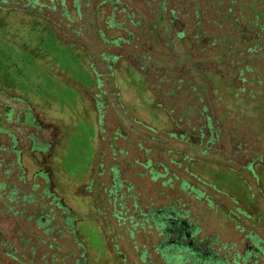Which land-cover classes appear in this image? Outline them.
I'll list each match as a JSON object with an SVG mask.
<instances>
[{"label": "rangeland", "instance_id": "rangeland-1", "mask_svg": "<svg viewBox=\"0 0 264 264\" xmlns=\"http://www.w3.org/2000/svg\"><path fill=\"white\" fill-rule=\"evenodd\" d=\"M210 1L204 0L207 3ZM245 1L248 2V9L253 10L255 25L261 29V34H264L263 16L257 11L258 9L264 12V0ZM229 3H233V0ZM137 6H141L140 0ZM201 6H204L203 2H201ZM208 6L210 7L208 12L206 10L204 12L212 20L211 5L208 3ZM241 12L240 17L244 19L247 12L246 14ZM46 16L56 23H65V17L55 11L48 12L46 10ZM146 16L152 17V15ZM17 17V19L10 20L8 18L7 38H0V73L8 77L6 87L7 89L11 88L12 93L23 98L27 94L29 96V98L26 97V100L35 120L30 124H23L24 117L21 115L22 124L19 125L18 132L22 131L23 136L32 134L36 147L47 148L43 157L34 153V159L24 153L20 160L21 166L25 170V179L28 182L47 161V158L52 155L48 158L49 162L57 168L52 182L54 192L73 214L79 215V218L89 219L92 217V220H88L87 224L81 227V239L85 243L89 263L168 264L164 257L161 258L158 253L154 252V247L162 239L155 228H145L144 230L138 228V233L130 237L126 227L118 224L120 222L113 213L115 211L119 213L123 208L127 212L119 215L122 218H127L126 216L133 213L138 214L140 211L148 213L151 209L170 205V202H174V198L179 196L182 199L181 203H188L191 206L187 213L188 219L200 228L198 238H216L219 243L225 244L226 248H231L225 252L221 251V254L230 260V264H244L238 261V256L244 255L245 251L251 247V236H256L257 240L264 243V55H254L242 63L243 66L235 67L232 62L229 65L228 61L225 62L227 58H231L228 55H224L222 58V65L218 58H214L215 66L211 60H207L200 66L205 72L211 70L216 72L217 70L218 73L226 76V79H232L238 70H244L243 67L249 66L250 69L247 68L243 74L244 86L246 89L253 88L256 93L260 92L261 86L263 88L262 95L258 94L256 97L250 98V102L246 99L247 105L239 100L236 103H231L224 96L229 92L227 87L217 83L215 72L207 73L208 80H213L208 92L209 108L211 110L218 107L220 112L228 114L225 129L226 140H229L227 142L219 139L215 142V147L220 151L215 152V157L209 156L211 164L201 165L199 162L196 168H192L195 175L200 176L205 182L201 187L205 194L213 196L211 197L213 208H209L205 196L198 200L191 198L186 201L178 191L179 180L172 181V188L167 185L163 186L161 179L153 180L151 174L141 165L144 160L142 150L144 148L150 150L149 154L153 161L155 157L165 158V155L160 153V145L153 143L150 138L158 136L166 139L165 131L173 127L169 118L162 111L154 109L152 105L155 101L162 106L174 103L177 112L181 105L180 93L168 100L163 99L161 94L149 91L145 87L141 78L144 73L130 74L128 64L125 62L117 64L113 75L106 74V68L95 61L96 55L103 48L92 35L93 28L86 29V31L79 29V34L74 37L78 40V44H81L79 45L80 49L70 53L54 38L46 34L42 25L37 24L35 20L23 16L22 13H19ZM88 18L90 19L91 16L86 17V19ZM238 19L241 21L240 18ZM83 21L84 19L81 22ZM226 22L223 23L225 30L227 27L230 30V25ZM73 23L78 25L79 21L74 18ZM245 23L244 20L243 24ZM204 25L215 38V45L208 46L204 52L199 51L197 57L203 58L205 55L204 58L212 59L211 57L216 54H224L227 46L230 47L229 51L241 48L242 44L240 43V46L237 47L239 44L235 40L217 45L220 42L218 37L216 38V33L220 32L218 25L213 20L210 23L205 21ZM86 26L87 23L82 27ZM89 27H92L91 24ZM66 31L67 34H72V32ZM251 36H253L252 40L255 39L260 43V46L264 45L263 35L252 34ZM252 40L247 39V41ZM154 42L157 44L156 39ZM81 49L86 50L89 57H84ZM122 50V54L127 55L128 51L133 48L128 50L123 48ZM113 52L116 53V50ZM246 56L249 54L243 52L234 60L239 62L245 60ZM197 57L195 58L197 59ZM91 61L96 65L97 72L100 73L102 84L99 88L102 90L101 93H104L102 98H105L102 109L105 132L103 130L99 132L97 114L93 109V98L100 90L95 82V75L89 67ZM162 62L163 72L161 74H164L172 68V65L167 59H162ZM185 62L191 64L190 60ZM226 65L229 66L223 67ZM191 71L193 72V70ZM193 74L196 77V73ZM146 77L150 78V73ZM154 77L159 78V76ZM234 82L236 85L239 84L236 80ZM166 86L160 84L159 89L168 88ZM238 95L240 97L241 93ZM0 104H5V99L2 97H0ZM14 107L19 112L25 109L22 105ZM122 109L126 110L124 117L121 116ZM220 112L215 113L216 120L221 119ZM208 114L210 113L208 112ZM133 119L157 130V135L146 127L136 124ZM116 127L124 130L127 137L126 141L118 139L116 142L117 148L122 152L115 158L108 147V141L113 139V129ZM130 129H135V131L132 132ZM99 134H103L102 142L99 140ZM145 136L148 141H144L143 137ZM234 140L239 141L241 147L234 155L233 161H229V158L234 154L232 151L235 150L234 147H231L235 145L233 144ZM22 142L21 144L26 147L27 140H22ZM165 144L173 146L179 154H189L193 151L188 145L172 140H167ZM11 160L9 159L7 162H11ZM136 160L137 163H135ZM100 162L104 170L100 179L102 187L98 191H92L90 195H83V186L88 184L89 178L94 174V163ZM224 164L230 165L232 169L226 168L221 171L220 166H224ZM249 164H251L250 170L247 167ZM112 167L116 168L119 183L115 193L116 199L110 195L108 203L103 189L106 187L111 189L113 186L115 174L110 172ZM187 176L183 167L180 168L179 179ZM2 181H6V177L0 174V182ZM32 183L38 184L39 189L47 187L41 176H36ZM197 184L200 183L190 177L189 186L194 187ZM212 185L223 192L214 188L213 191ZM85 189L91 191L92 186ZM225 192L238 198L249 214L254 212L257 218L254 219L260 224H256L252 228V224L250 226L244 224V218L240 216L241 225L238 228L235 227L233 220L222 214V211H226L230 205ZM133 202L138 205V210L135 212L133 211ZM253 202L256 206L252 205ZM104 205H106V209H103ZM248 205L251 209L248 208ZM30 209L33 210L34 207L30 206ZM92 211L94 213L91 215H82ZM252 219L250 218V220ZM127 224L128 221H126ZM14 225L11 218H0V230L6 235L12 234ZM255 227L257 229L252 231ZM127 228L130 231L129 225ZM71 247L77 252L74 245ZM63 251L66 252V250ZM142 251L146 255L145 262L140 259ZM233 258L236 259V262L232 260ZM250 262L255 263V260L251 259ZM255 264H264V258H258Z\"/></svg>", "mask_w": 264, "mask_h": 264}, {"label": "trees", "instance_id": "trees-1", "mask_svg": "<svg viewBox=\"0 0 264 264\" xmlns=\"http://www.w3.org/2000/svg\"><path fill=\"white\" fill-rule=\"evenodd\" d=\"M138 2L139 0H0V38H7L8 18L9 20L17 19L19 13L42 25L45 33L70 53L80 49L79 45L81 44H78V40L74 37L79 34V29L86 31V29L93 28L92 35L103 48L96 55L95 61L106 68V74L113 75L117 64L125 62L128 64L130 74L144 73L141 78L145 87L149 91L161 94L163 99L168 100L180 93L181 105L177 112L174 103L162 106L155 101L152 105L154 109L162 111L169 118L173 127L165 131L166 139L158 136L150 138L153 143L160 145V153H163L165 158L155 157L153 161L149 154L150 150L142 149L141 145L144 155L141 165L151 174L153 180L161 179L163 186L167 185L172 188V181L179 180L178 191L186 201L191 198L198 200L205 196L208 207L213 208L211 200L213 196L205 194L201 188L205 182L200 176L195 175L192 168H196L199 162L201 165L212 163L209 156L215 157V152L220 151L215 147V142L219 139L226 140L225 123L228 114L220 112L218 107L210 110L208 92L213 80H208L207 73L215 71L205 72L200 66L207 60H211L215 66L214 58H218L222 65L224 55L231 57L225 61H228L229 65L232 62L235 67L243 66L242 63L254 55H264V45L260 46V43L255 39L252 40L253 36H251L252 34L264 36V34H261V29L255 25L253 10L248 9V2L245 0H233V3H229L227 0H211L208 2L212 9L210 15L220 29V32L216 33V38L218 37V41L220 40L217 45L228 43L230 40H235L239 44L237 47L240 46V43L242 45L236 51H229L230 47L227 46L224 54H216L211 57L212 59L204 58L205 55L203 58H199L197 57L199 51L204 52L208 46L215 45V38L204 25L205 21L212 22L204 12V10L208 12L210 9L207 2L204 0H140V7L137 6ZM201 2L204 3V6H201ZM46 10L48 12L55 11L65 17V23L49 20ZM241 11L245 14L247 12L244 19L240 17ZM257 11L262 14L264 20V12L258 9ZM89 15L91 18L86 19ZM146 15H152V17L148 18ZM74 18L79 21L78 25L73 23ZM82 19H84L83 22H81ZM244 20L245 24H243ZM225 21L229 23L230 30L228 27L225 30L223 24ZM85 23L87 26L84 28L82 26ZM66 30L72 34H67ZM155 39L157 44L154 42ZM247 39L252 41H247ZM123 48L126 50L133 48V50H129L127 55H124L122 54ZM194 48L196 49L194 50ZM115 50L116 53L113 52ZM243 52H247L249 56H246L245 60L235 62L234 59ZM81 53L84 57H89L86 50L81 49ZM162 59L169 60L172 65V68L164 74H161L163 72ZM187 60H190L191 64L186 63ZM89 67L95 75V82L100 90L93 98V109L97 114L99 132H102V109L105 98H102L104 93H101L100 89L102 84L100 73L97 72L93 61L89 62ZM247 68L250 69L249 66H245L244 70H238L232 79H226L227 77L218 73L217 70L215 72L217 83L227 87L229 92L224 96L231 103H236L239 100L247 105V100L250 102V98H254L258 94L262 95V86L258 93L253 88L246 89L244 86L243 74ZM149 73L150 78L146 77ZM193 73H196V77ZM154 76H159V78ZM7 78L5 74L0 73V97L5 99V104H0V174L6 177V181L0 182V218H11L15 225L9 236L0 230V264H91L88 261L85 243L81 239V227L87 224L88 220H92V217L89 219L79 218V215L73 214L54 192L52 182L57 168L49 162L48 158L52 155L46 157L47 161L43 163L38 172L32 175L30 181L27 182L25 179V170L20 161L22 155L25 153L34 159L33 155L37 153L43 157L47 148L36 147L32 134L23 136L22 131L18 132L19 125L22 124L21 115L24 117L23 124H30L35 119L26 100V97L29 98L28 94L23 98L12 93L13 90L6 87ZM234 80L239 84L236 85ZM160 84H165L168 88L161 90L159 89ZM213 93L215 94V92ZM238 93H241L240 97ZM243 98L245 99L243 100ZM17 105H22L25 109L19 112L14 107ZM121 112V116L124 117L126 110L122 109ZM216 112L221 113V119L216 120ZM190 120L192 121L190 122ZM133 121L157 135V130L149 128L138 120L133 119ZM131 130L135 131V129ZM103 131L105 132V130ZM113 131V139L108 141V147L112 156L116 158V155L122 152L117 148L116 142L118 139L125 140L127 135L120 127L114 128ZM102 135L99 134L101 142L104 140V138L101 140ZM143 138L144 141H148L146 136ZM22 140H27L26 147L21 144ZM167 140L186 144L193 151L189 154H179L173 146L165 144ZM226 141L229 142V140ZM233 144L235 145L231 147H234L235 150L232 151L234 154L229 158V161H233L234 155L241 147L237 140H234ZM53 158L55 159L54 156ZM9 159H12L11 162H7ZM182 167L188 176L179 179V170ZM220 167L221 171L226 168L232 169L230 165L226 164ZM247 167L250 170L251 164ZM111 169L110 172L115 174L113 186L111 189H107V187L103 189L108 203L110 195L115 198L119 183L116 168L112 167ZM93 171L94 174L89 178L88 184L83 186V195H90L92 191H98L102 187L100 179L104 170L101 162L94 163ZM36 176H41L47 187L39 189L38 184L32 183ZM190 177L200 184L190 187ZM89 186H92L91 191L85 189ZM213 188L219 190L214 185L211 186L212 190ZM38 189L39 191H37ZM219 191L223 192V190ZM225 195H227L230 205L226 211H222V214L226 217L229 216L235 227L238 228L241 225L240 216L244 218L243 223L249 224V226L252 224V228L254 225L260 224L254 219L256 218L255 213L249 214L238 198L228 195L226 192ZM174 199L170 205L151 209L148 213L140 211L138 214L133 213L126 216L127 218H122L119 215L125 214L127 210L121 205L123 209L119 213L115 211L113 214L120 222L118 224L126 227L130 237L138 233V228L141 230L155 228L162 239L154 247V252L158 253L161 258L164 257L168 264H230V260L221 254V251L225 252L231 248H226L225 244L219 243L214 237L198 238L200 228L188 219L187 213L191 206L188 203H181L182 199L179 196ZM252 205L256 206L254 202ZM30 206L34 209H30ZM103 207V209L107 208L106 205ZM248 208L251 209L249 205ZM136 210H138V205L133 202V211ZM91 213L94 212L82 215H91ZM250 218L253 219L250 220ZM126 221H128L127 225H129L130 231ZM255 229L257 228L255 227L252 231ZM251 241V247L245 251L244 255L238 256L239 262L255 264L258 258H264V243L257 240L256 236H251ZM71 245L75 246L77 252ZM140 255L141 261L145 262V252H140ZM251 259L255 260V263L250 262ZM232 260L236 262L235 258Z\"/></svg>", "mask_w": 264, "mask_h": 264}]
</instances>
